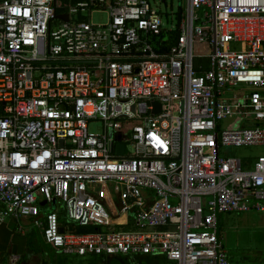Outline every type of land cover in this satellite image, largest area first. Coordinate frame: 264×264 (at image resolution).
<instances>
[{"label":"built area","instance_id":"1","mask_svg":"<svg viewBox=\"0 0 264 264\" xmlns=\"http://www.w3.org/2000/svg\"><path fill=\"white\" fill-rule=\"evenodd\" d=\"M172 15L0 0V222L31 218L50 264H264L230 261L217 230L264 213V156L228 152L264 147V0Z\"/></svg>","mask_w":264,"mask_h":264},{"label":"rangeland","instance_id":"2","mask_svg":"<svg viewBox=\"0 0 264 264\" xmlns=\"http://www.w3.org/2000/svg\"><path fill=\"white\" fill-rule=\"evenodd\" d=\"M161 1L149 0V3L152 8L157 9L162 14L161 19L165 27H169L171 24L175 26L176 17L172 14H178L180 8L181 10L183 9L186 0H165L164 4ZM105 21V14H93L91 16L92 23H104ZM88 130L90 133L100 134L102 132V124L98 121L91 123L88 126ZM228 152L235 157L255 160L260 156H264V147L235 148L228 150ZM34 230L38 232L37 229ZM219 230L223 239L224 249L230 261L234 263H264L263 212L251 211L239 214H222L219 217ZM65 259L75 264H85V260L81 258L68 256Z\"/></svg>","mask_w":264,"mask_h":264},{"label":"crops","instance_id":"3","mask_svg":"<svg viewBox=\"0 0 264 264\" xmlns=\"http://www.w3.org/2000/svg\"><path fill=\"white\" fill-rule=\"evenodd\" d=\"M219 235L222 242L220 230ZM14 256L18 258L17 264L63 262L44 243L41 230L34 227L31 218H7L0 222V264H7L10 257Z\"/></svg>","mask_w":264,"mask_h":264},{"label":"water","instance_id":"4","mask_svg":"<svg viewBox=\"0 0 264 264\" xmlns=\"http://www.w3.org/2000/svg\"><path fill=\"white\" fill-rule=\"evenodd\" d=\"M163 2H164V1H163ZM60 18H61L62 20H64V21L67 20V17H66V16H61ZM158 108H159V107H158L157 105H155V111H154L155 113L158 112ZM121 149H122V148H121ZM42 205H43V204H42ZM217 230H218V235H219V224H218V229H217Z\"/></svg>","mask_w":264,"mask_h":264},{"label":"trees","instance_id":"5","mask_svg":"<svg viewBox=\"0 0 264 264\" xmlns=\"http://www.w3.org/2000/svg\"><path fill=\"white\" fill-rule=\"evenodd\" d=\"M121 221V220H120ZM82 232H89L90 230H88V229H84V230H81ZM118 261H120L121 263H123V259H121V258H118L117 259ZM64 261V260H63Z\"/></svg>","mask_w":264,"mask_h":264},{"label":"bare ground","instance_id":"6","mask_svg":"<svg viewBox=\"0 0 264 264\" xmlns=\"http://www.w3.org/2000/svg\"><path fill=\"white\" fill-rule=\"evenodd\" d=\"M121 222V221H120Z\"/></svg>","mask_w":264,"mask_h":264}]
</instances>
